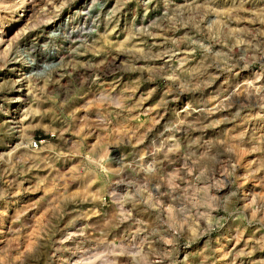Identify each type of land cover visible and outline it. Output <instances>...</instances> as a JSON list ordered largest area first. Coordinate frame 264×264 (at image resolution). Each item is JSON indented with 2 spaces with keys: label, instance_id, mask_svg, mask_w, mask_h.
Segmentation results:
<instances>
[{
  "label": "rangeland",
  "instance_id": "obj_1",
  "mask_svg": "<svg viewBox=\"0 0 264 264\" xmlns=\"http://www.w3.org/2000/svg\"><path fill=\"white\" fill-rule=\"evenodd\" d=\"M32 3L0 9V264H264V0Z\"/></svg>",
  "mask_w": 264,
  "mask_h": 264
},
{
  "label": "bare ground",
  "instance_id": "obj_2",
  "mask_svg": "<svg viewBox=\"0 0 264 264\" xmlns=\"http://www.w3.org/2000/svg\"><path fill=\"white\" fill-rule=\"evenodd\" d=\"M33 0H18V2H15L13 5L11 3H8V4H11V5H8L7 3H5V0L4 1H0V9H4V10H8L10 12H12V15L10 16V20H9V23L8 25H6L7 28H9L10 26H17L19 22L22 21L21 19V14H26L25 12H28V11H31L33 9V3H32ZM14 2V1H13ZM35 9V8H34ZM17 10H22V11H25V12H21L18 16L16 15V17L14 16V13L17 11ZM227 10V9H226ZM18 11V12H20ZM48 18V17H47ZM23 19L26 20V17H24ZM14 23V24H13ZM23 29H25V27H28V25H26V22L24 21L23 23ZM19 27V26H18ZM17 27V28H18ZM22 29V28H20ZM8 30V29H7ZM5 31H1L0 33V37H2V35H4ZM4 39V38H3ZM2 38H0V44H3L4 46V50L5 48H7V46L9 45V42L6 38V40L4 39L3 40ZM9 39V38H8ZM7 43V45H5ZM182 44V43H181ZM180 48V47H179ZM3 49V48H2ZM6 52V51H5ZM18 80V79H17ZM21 81V80H20ZM25 86V87H24ZM24 86L21 87L20 89H28V82H24ZM18 89V90H20ZM22 93V92H21ZM19 95L20 93H17V97L16 98H19Z\"/></svg>",
  "mask_w": 264,
  "mask_h": 264
}]
</instances>
